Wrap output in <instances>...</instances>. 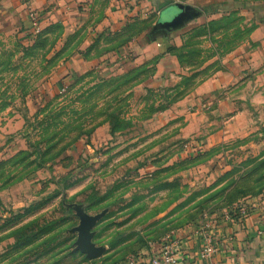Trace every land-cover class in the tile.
I'll list each match as a JSON object with an SVG mask.
<instances>
[{"label":"rangeland","instance_id":"1","mask_svg":"<svg viewBox=\"0 0 264 264\" xmlns=\"http://www.w3.org/2000/svg\"><path fill=\"white\" fill-rule=\"evenodd\" d=\"M193 6L137 57L105 53L116 42L74 17L0 38V264H122L264 202V0ZM233 60L239 121L194 106ZM73 204L108 209L92 230L102 256L75 250Z\"/></svg>","mask_w":264,"mask_h":264},{"label":"crops","instance_id":"2","mask_svg":"<svg viewBox=\"0 0 264 264\" xmlns=\"http://www.w3.org/2000/svg\"><path fill=\"white\" fill-rule=\"evenodd\" d=\"M204 2L207 0H0V38L34 26V16L43 22L74 17L89 25L91 39L98 37L107 45L116 42L105 53L137 57L151 50L152 44L155 49L157 43L151 41L147 49L141 40L147 38L149 26L155 25L165 10L176 3L193 6ZM231 65L207 83V95L195 99L194 106H209L211 112L219 114L217 119L234 112L232 119L239 121V110L233 108L239 107L244 84L239 78V60H233ZM221 212L213 230L219 247L211 260L205 263L200 258L199 240L188 229L179 235L181 263L264 264V202L253 205L246 214H233L230 220L224 219Z\"/></svg>","mask_w":264,"mask_h":264},{"label":"built area","instance_id":"3","mask_svg":"<svg viewBox=\"0 0 264 264\" xmlns=\"http://www.w3.org/2000/svg\"><path fill=\"white\" fill-rule=\"evenodd\" d=\"M33 19L34 26H37L40 21L39 18L34 16ZM221 213L226 220H230L233 215L227 208L222 210ZM218 214L206 213L200 221H196L190 227V233L196 235L199 240V256L205 263H208L218 251L219 246L213 235V230L217 226ZM181 243L180 236L172 237L168 241L159 244L156 249H152L148 253L131 256L122 264H182Z\"/></svg>","mask_w":264,"mask_h":264},{"label":"water","instance_id":"4","mask_svg":"<svg viewBox=\"0 0 264 264\" xmlns=\"http://www.w3.org/2000/svg\"><path fill=\"white\" fill-rule=\"evenodd\" d=\"M173 8L174 11L170 18L163 20L161 17L154 25L150 32L153 37L157 35H167L169 31L178 29L202 15L201 10L192 5L176 3ZM68 206L71 207V205ZM72 207L80 219L79 225L70 231L71 233L78 234L77 241L74 244L75 250L81 251L88 259H95L102 256L106 251V247L97 246L93 242L96 233L92 230L97 222L108 213V209L96 215H90L85 212L83 204H73Z\"/></svg>","mask_w":264,"mask_h":264},{"label":"trees","instance_id":"5","mask_svg":"<svg viewBox=\"0 0 264 264\" xmlns=\"http://www.w3.org/2000/svg\"><path fill=\"white\" fill-rule=\"evenodd\" d=\"M147 37H148L149 39H152V38H153V35L148 34ZM116 242H118V239H115V241L113 242V244H115Z\"/></svg>","mask_w":264,"mask_h":264}]
</instances>
